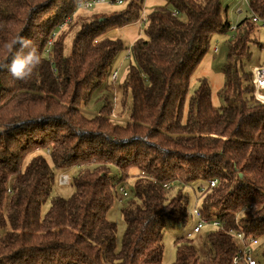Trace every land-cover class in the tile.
<instances>
[{
    "label": "trees",
    "instance_id": "trees-1",
    "mask_svg": "<svg viewBox=\"0 0 264 264\" xmlns=\"http://www.w3.org/2000/svg\"><path fill=\"white\" fill-rule=\"evenodd\" d=\"M84 1L0 0V264H164L167 224H187L183 190L197 182L198 195L205 188L203 216L224 230L208 228L213 250L204 260L191 239H177L173 264H234L238 248L229 230L259 244L264 236V104L254 97V70L247 69L260 25L247 18L227 41L226 107L212 104L206 80L187 105L191 77L213 36L230 32L222 0H167L145 25L139 24L145 0L81 20L75 12ZM250 5L264 19V0ZM133 24L144 27L145 38L133 43L124 86V110L132 97L130 120L113 122L109 100L88 118L82 107L124 49L106 35ZM18 37L31 41L40 58L23 80L8 70L7 45ZM74 169L75 193L55 197L44 216L58 174ZM133 177L119 247L118 227L107 215ZM213 180L218 185L210 188Z\"/></svg>",
    "mask_w": 264,
    "mask_h": 264
},
{
    "label": "rangeland",
    "instance_id": "rangeland-1",
    "mask_svg": "<svg viewBox=\"0 0 264 264\" xmlns=\"http://www.w3.org/2000/svg\"><path fill=\"white\" fill-rule=\"evenodd\" d=\"M130 1V0H128ZM127 1V2H128ZM224 9H228V20L231 25H238L243 20L249 18L250 11L246 5L243 4L242 0H222ZM127 4L124 6L117 5H105L95 8L90 13H82L77 15L78 19L85 20L94 15H108L112 12H117L123 10ZM167 7V0H145V10L147 14H152L154 11L159 9H164ZM243 7L244 12L242 14L237 13V9ZM78 30V27H74L69 35L70 39L66 41V53L70 52L72 46V38ZM144 27L138 24H133L119 30H110L106 37L110 40H121L124 49L118 54L117 59L112 67L111 76L105 82V85L97 90L92 96V101L85 107H82V112L88 117L93 118L99 114L102 106L106 101H111L114 104V113L111 116V120L119 125H126L130 120L131 108H132V97L128 98L127 108L124 110L122 107V100L124 96V86L128 77V69L133 61V59L127 58V52L131 48V45L136 42L139 38H145ZM68 32V31H67ZM232 32L230 31L228 35L216 34L213 36L212 45L209 53L204 58L202 63L199 65L198 69L194 72L190 80L189 91L187 94V105L191 97L194 95L195 91L200 87L201 82L206 80L211 88V100L212 104L217 108L226 107L227 103L223 97L225 89V75H224V65L227 60L228 55V45L227 41L231 38ZM264 45V26L260 25L256 30L255 36L253 37V42L251 44L252 59L247 64L248 70H255L258 67L264 66V49L261 48ZM216 48L219 49L216 52ZM118 72L117 81L112 80V75ZM79 169L72 170L69 174V183L62 184L61 176L57 177L56 184L52 190L51 196L44 204L42 208L43 215L47 214L51 208L52 201L55 197H61L64 199H69L75 193V187L73 186V179L79 175ZM119 173L115 167L111 168L112 178L118 177ZM135 178H131L128 182L124 183L122 186L127 187V191L130 196L127 200L122 203L119 199H116L113 208L108 213L107 217L110 221L116 223L118 227L117 243L120 247L122 240L127 228L122 210L126 204L131 200L132 191L134 189ZM201 185L197 182L191 186L184 188L183 192L185 197H188V212L189 220L186 225L181 223L168 222L167 228L163 237V244L165 247L164 251V264H173L177 259V246L176 240L179 238H187L188 233L192 232L194 227L197 225V221L192 217V212L196 207V201L199 198L197 194L198 187ZM200 208L202 207V201H199ZM212 231L205 228L199 235L194 236L193 241L194 247L197 250L201 260H204L211 256L212 246L209 242V235ZM256 258L260 264H264V236L260 239V244L256 249Z\"/></svg>",
    "mask_w": 264,
    "mask_h": 264
},
{
    "label": "built area",
    "instance_id": "built-area-1",
    "mask_svg": "<svg viewBox=\"0 0 264 264\" xmlns=\"http://www.w3.org/2000/svg\"><path fill=\"white\" fill-rule=\"evenodd\" d=\"M128 0H117L116 2L112 0H88L84 2H80L77 7H76V12L75 16L82 14V13H90L92 12L95 8L99 6H105V5H117V6H123ZM243 4L246 5L250 11V16L249 19L252 20L253 23L262 25L264 26V19L259 17L255 12H253L251 5H250V0H242ZM244 12L243 7H239L237 9L238 14H242ZM148 15L145 6H144V11L142 13L141 19L139 24L140 25H145L147 23V18ZM174 16H178L177 12H174ZM71 22V18L66 21L65 24H63L60 29H64L65 25L67 23ZM238 30V25H231L230 31L233 33H236ZM58 36V32H56L53 35V39L50 43V45L53 44V40L56 39ZM216 52L219 51L218 48L215 50ZM134 57V52H133V44L131 45V48L127 52V58L128 59H133ZM118 79V72H115L112 75V80L115 82ZM254 97L255 99L264 104V66L258 67L257 69L254 70ZM144 175V173H141ZM70 181V176L68 174H62L61 175V183L66 184L69 183ZM218 185L217 180H213L210 182L209 187L210 188H215ZM167 189L171 188V185H166ZM205 192V188H202L201 191L199 192V198L201 199V195ZM11 193V192H10ZM120 193V198L119 202L124 201L129 197V192L124 186L120 187L119 190ZM199 199L196 201V207L194 208L192 212V216L196 219L197 225L194 227L193 231L188 233L187 238L188 239H193L194 236L199 235L205 228H212L216 230H224V225L221 221L215 220V221H210L209 219L205 218L203 216L202 209L198 206L199 205ZM228 235L233 238L235 241L238 252L234 258V264H260L259 261L256 258V249L259 245V239L255 237H248L245 233L239 230L231 229L228 231Z\"/></svg>",
    "mask_w": 264,
    "mask_h": 264
},
{
    "label": "clouds",
    "instance_id": "clouds-1",
    "mask_svg": "<svg viewBox=\"0 0 264 264\" xmlns=\"http://www.w3.org/2000/svg\"><path fill=\"white\" fill-rule=\"evenodd\" d=\"M11 64L8 70L16 79H27L40 63L36 46L24 37H18L7 45Z\"/></svg>",
    "mask_w": 264,
    "mask_h": 264
}]
</instances>
